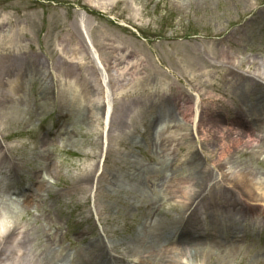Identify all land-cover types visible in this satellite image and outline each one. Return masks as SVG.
Listing matches in <instances>:
<instances>
[{
	"label": "rangeland",
	"instance_id": "rangeland-1",
	"mask_svg": "<svg viewBox=\"0 0 264 264\" xmlns=\"http://www.w3.org/2000/svg\"><path fill=\"white\" fill-rule=\"evenodd\" d=\"M87 81L97 83L96 125L85 108ZM255 81L264 88V0H0V219L23 230L19 257L37 259L56 243L71 253L67 264H88L84 248L102 236L111 253L131 260L137 255L127 245L136 251L153 223L180 219V198L167 195L164 176L178 182L194 150L219 159L209 145V153L200 147L192 117H183L189 102L205 129L215 110L225 131L243 137L234 153L239 169L255 179L264 174V126L253 135L236 109L242 97L246 105L263 101ZM237 84H244L240 95ZM104 101L113 109L110 128ZM163 107L170 110L167 135L190 136L187 149L180 139L157 150L162 133L150 139L147 119ZM91 169L93 181L85 182ZM109 172L139 175V190L111 189ZM26 183L34 190L29 205ZM256 208L235 218L228 212V223L240 228L226 264H264V227L249 226L256 216L264 222V206ZM209 210L195 211L201 235L211 228ZM174 237L163 235L161 253L145 264H170ZM205 246L198 258L206 264L227 252ZM101 255L110 258L106 248Z\"/></svg>",
	"mask_w": 264,
	"mask_h": 264
},
{
	"label": "bare ground",
	"instance_id": "bare-ground-1",
	"mask_svg": "<svg viewBox=\"0 0 264 264\" xmlns=\"http://www.w3.org/2000/svg\"><path fill=\"white\" fill-rule=\"evenodd\" d=\"M201 59H204V57ZM258 86L261 89L260 83L255 81L254 85H252V89L253 87ZM235 87L238 90V94H242V90H244V84H237ZM95 90L97 91V83H94L93 81H87L86 89L84 91L86 94H89V97L87 98V104L85 108L86 110L88 109L91 111L92 114L90 117L92 120L95 119L93 120V123L96 125L95 122H97L98 119L95 111L92 112V110L93 108L95 109V107L99 109L100 102L98 97L92 95ZM259 92L260 99L263 100L259 104L250 102L248 105H246L242 101L244 100L242 99L243 97L241 98L240 102L236 103V109L242 110L240 114L241 116L247 115L248 117H252V125L249 126L250 128L248 131L250 130L253 135H255L254 127L257 128V126H264V88ZM90 94L93 97H90ZM207 99L211 101V97H208ZM92 105L96 106L93 107ZM190 105L191 104L189 102V109L188 105H183V110L181 113L183 117H192V119H189V121L190 123L194 124V119L197 117V111L195 112ZM167 106L172 107L169 104H167ZM103 107L105 109L107 108L106 105ZM109 108L110 105L108 104V109ZM215 112L216 111L214 110L213 113L209 115L208 124L213 125L211 126V129L208 130L202 126L203 121L201 116L195 126L197 132L199 133L197 138L200 147L204 148L208 152L207 145H209L210 150H212L211 154L217 153V155H219V159L214 160L212 155H204L201 152L199 153L197 150H194V152H189V155L184 160V162L188 165V169L183 174V176H181L178 182L176 181V183L172 184L167 179V177L164 176L165 180L163 182V187L165 188L167 195L171 196V198H174L175 196L180 198L176 200L175 207L177 209L180 208L181 217L180 219L179 217L171 218L165 222H162V220H157L155 223H153L151 225L150 232H147V234L145 233L142 238L138 239L137 242L139 245H135V247H137L136 251L132 249L133 245L132 248L131 246L127 245L128 250H126V252H133L134 255H138V257L142 259V262L144 261V264L147 258H153L154 255H159L161 253L158 251V245L161 243L162 236L168 234L173 235V237L175 236L174 238L177 239L174 245H171V247L167 249L169 250L168 262H170V264H173L172 259L174 257L175 264H194L193 262H195V264H206L204 260H201L198 257L208 250L205 249L207 248L205 245L208 244L212 248H218L219 250L224 248L227 252L223 256H220V261L217 260L207 264H226V261L228 262L227 257L231 255L230 252L238 249L237 246L239 244V236L237 231L240 228H237V225L232 226L228 222H231L235 216H243L248 213L256 212L257 206H264V180L260 181V178H264V174H256L255 179L252 173L246 172V169L241 170L238 168L243 162L240 161L239 156L234 153L237 152L238 146L240 143H242L243 137L235 138L229 133V131H225L221 125V120H224L223 116L220 113ZM156 113L158 114L157 118L162 121H157L155 123V128L158 126L160 127V130L157 132V134L158 136L159 133L163 134L161 139L158 137L157 142L155 143L157 150L162 149L161 147L162 145H165V143L171 145L174 141H179L180 139L182 141H180L179 148H183L184 150L187 149V147H185V142L191 139L190 136L186 137L184 134V136L177 139L167 135L169 130L165 128V123H167L170 110L167 113L166 109L164 108L162 111H158ZM202 113L206 112L202 111ZM223 122H225V120ZM174 127L176 129V124ZM201 127H203L204 131ZM240 135L242 136L243 134L240 133ZM251 136H249L250 141L252 140ZM205 150L203 153H205ZM240 152H242L241 156H243L244 150H241ZM203 160L211 164L209 168H206L205 165H202L204 163ZM227 160L229 161L228 164ZM56 168L57 165L53 164L52 170L54 173ZM161 168L166 170V165ZM93 169L88 171L83 176V180L85 182L93 181V176L91 175ZM108 175L109 178L107 184L111 189L119 190L122 188L126 190H135L141 185L140 180L138 181L136 179V177H139V175H127L126 177L124 175L121 177L118 173L114 172H109ZM41 188L42 185L39 189L41 190ZM23 197L24 202L29 205L34 201V190L31 191L30 195L24 194ZM229 202H231V204H229ZM203 205L205 208H210L209 214L212 219H210L211 221L209 227L211 228L209 232H204V234L201 235L198 218L195 217V211L198 207L200 210ZM246 208H249V211L251 212H248ZM228 212H231L234 216L232 219H229V221L227 219ZM253 219L254 220L249 226L264 227V222L260 216L253 217ZM248 220H251V216ZM15 228L18 231L19 227L17 226L16 222L10 223L9 221L0 219V264H67L69 262L68 257L71 256V253L68 252L67 249L62 248V246L56 245L55 242H53L55 245L53 244L50 245V247H47V251L44 253L41 252L37 259L29 257L28 254H24L22 258H20L19 255L23 253V251H21L22 247L20 244H15V240L20 235V233L14 231ZM9 240H13V244H8ZM181 246L184 248V251L185 249L192 251L190 252L187 250L185 251L186 253H184L183 250L180 249ZM104 248H106V243L102 238H93V240L90 241L84 248L86 255L90 257L89 262L91 263L94 261L93 264H98L102 261L103 264H113L110 262V260L105 259V257L101 255V253L104 251ZM182 253L190 255L183 257ZM261 254L264 255V252ZM122 255L127 256L124 254ZM98 258L101 259L100 262H97ZM260 258H262V256Z\"/></svg>",
	"mask_w": 264,
	"mask_h": 264
}]
</instances>
